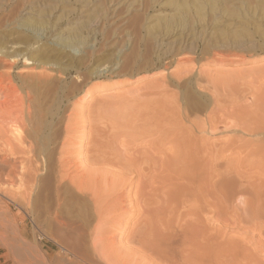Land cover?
Listing matches in <instances>:
<instances>
[{
	"label": "rangeland",
	"instance_id": "rangeland-1",
	"mask_svg": "<svg viewBox=\"0 0 264 264\" xmlns=\"http://www.w3.org/2000/svg\"><path fill=\"white\" fill-rule=\"evenodd\" d=\"M62 34L84 42L60 47ZM11 42L35 55L0 59L24 111L0 124V264L76 262L55 215L83 227L94 264L264 262L223 195L230 178L264 189V0H0V43ZM25 67L68 84L60 111ZM199 227L240 249L208 263Z\"/></svg>",
	"mask_w": 264,
	"mask_h": 264
},
{
	"label": "bare ground",
	"instance_id": "bare-ground-1",
	"mask_svg": "<svg viewBox=\"0 0 264 264\" xmlns=\"http://www.w3.org/2000/svg\"><path fill=\"white\" fill-rule=\"evenodd\" d=\"M44 20V19H43ZM46 21V20H45ZM47 22V21H46ZM23 27H27V28H30L32 30H35V31H38L40 29H42V27L45 25V22L42 21L41 19H39V21H36V19H24L23 21H21V23ZM28 37H37V36H33L32 34H27ZM67 36V35H66ZM31 39V38H30ZM84 39V38H83ZM33 40V39H32ZM58 43H59V46L60 47H66V46H76V45H79L81 44L82 42H84L82 40L81 37H78L77 34L76 35H71V36H67L65 37L63 34L62 35H59L58 36ZM28 42V41H27ZM26 42V43H27ZM4 44V43H3ZM3 44L0 43V59H3L5 60H12L13 59V62L15 63L16 60L18 59L19 56H22L21 59L24 60V63L25 65L27 64H31L29 63L28 61H30V57L31 56H34L33 53H29L28 54V47H31V43H28V44H25V45H18V46H15V44L13 42L11 43H8L7 45V50H6V46H4ZM7 44V43H6ZM31 45V46H30ZM33 47V46H32ZM30 49V48H29ZM32 49V48H31ZM63 48H61L59 51L60 53H64V50H62ZM6 50V51H5ZM27 51V52H25ZM30 51V50H29ZM41 53V52H40ZM28 55V56H25V55ZM65 54V53H64ZM63 54V57L65 56ZM42 55V53H41ZM30 56V57H29ZM39 56V55H38ZM40 57H43L40 56ZM34 58V57H33ZM43 59V58H42ZM9 62V61H8ZM7 62V63H8ZM12 62V63H13ZM28 62V63H27ZM44 62V65L47 64L49 61H43ZM42 62H41V65H42ZM6 64V63H4ZM9 65L11 67L14 66V64H10L9 62ZM53 65V63H52ZM50 65V67L52 66ZM59 65V64H57ZM44 67V66H43ZM54 67V66H53ZM66 67V66H65ZM64 67V68H65ZM41 69V68H40ZM39 69V70H40ZM47 69L48 68H42V70L40 71H36L35 72V69L34 67H25V69H21L22 72H23V75L26 73L27 74V78L30 77L31 79L35 80V87H40V88H47L48 87V91L46 89V92H48V94H50L51 96H53V99H52V102H53V107L57 108L58 111H60L62 109L61 107V96L60 95L68 86V84L65 86V83H62V82H59L57 85L54 84L53 80L48 77L49 75L46 74L47 72ZM52 70V69H51ZM20 72V71H19ZM67 72V71H66ZM65 72V73H66ZM20 74V73H19ZM20 76V75H19ZM1 77V76H0ZM22 79V77H21ZM1 83H0V124H2V128H8L7 126H11V124H14V122H17L20 120V117H18L17 115V118L15 117L16 115L15 114H23V98L22 96L18 95V87L15 83V78L12 77L10 74L7 75V78L6 79H3L1 78ZM17 80V79H16ZM26 80V79H25ZM28 80V79H27ZM55 80V79H54ZM62 81V80H61ZM23 82V81H22ZM28 82V81H26ZM68 83V82H67ZM33 84V83H32ZM31 88V87H30ZM29 88V89H30ZM28 89V90H29ZM39 90V89H38ZM36 91V89H35ZM61 92V93H60ZM20 94V93H19ZM27 94H30L29 92ZM31 95V94H30ZM19 97V99L17 98ZM21 97V98H20ZM30 97V96H29ZM60 98V99H59ZM59 99V100H57ZM58 101V103H57ZM26 107V106H25ZM24 107V108H25ZM29 108V107H27ZM30 111V110H29ZM28 111V112H29ZM62 112V111H61ZM60 112V113H61ZM20 114V115H21ZM19 115V116H20ZM60 115V114H59ZM24 116V115H21V117ZM16 119H15V118ZM24 118V117H23ZM22 118V119H23ZM28 118V117H27ZM16 124V123H15ZM23 125V124H22ZM1 126V125H0ZM21 126V124H20ZM25 126V125H24ZM23 126V127H24ZM13 127V126H12ZM22 130V129H21ZM6 131V130H4ZM18 133H19V130H18ZM14 134V133H13ZM1 135V134H0ZM20 135V133H19ZM13 137V136H12ZM21 137V136H20ZM24 137V136H23ZM28 137V136H27ZM10 138V137H9ZM10 143V142H9ZM6 167V166H5ZM236 179L234 178H230L228 180L225 181V192H224V202H227L230 200L231 201H234L236 202V206H235V212H239L242 214L241 217H238L236 220L238 222H241V223H244L245 224V229L246 228H250L248 230V233L246 235V237L251 241L252 244H256L258 246L261 247L260 250H263L264 249V238H262V235L264 234V222L262 221V219L260 218V215L263 213L264 214V189L262 188H259V187H255V186H248V184L246 183H241L240 181L238 183L235 182ZM260 180V179H259ZM68 182V181H67ZM239 186V187H238ZM260 186V185H259ZM183 189V188H182ZM250 191H251V194H250ZM222 192V191H221ZM223 193V192H222ZM221 193V194H222ZM195 196V195H194ZM36 199V198H35ZM37 200V199H36ZM178 201V200H177ZM36 202V201H35ZM203 209V208H202ZM200 209V210H202ZM199 208L197 210H195V213L199 212L200 211ZM204 210V209H203ZM203 212V211H202ZM201 213V211H200ZM198 214V213H197ZM243 214H245V216H243ZM92 215V214H91ZM263 216V215H262ZM59 216L58 215H55L54 217V227H55V234L58 236V244L61 248L63 249H66L67 251H71L74 256L76 257V262H73V264H94L95 261H93V259H91L89 257V255L87 254V252H85L86 250L83 248L82 246V240H81V232H83V227H77L76 229H71L72 225H69L71 228H67L65 227L67 224V222L65 221H61L62 219H59L58 218ZM263 218V217H262ZM258 222H257V221ZM254 221V223L252 222ZM250 225H249V224ZM68 226V225H67ZM119 226V225H118ZM199 226V225H198ZM182 227V226H181ZM200 228V227H199ZM184 228L180 229V230H183ZM196 229V228H195ZM194 229V230H195ZM198 229V228H197ZM200 229H202L199 233L201 234V238L199 240V238L196 240H199V241H196L195 238L194 239V244L196 246V248H200L201 252L205 251V253H207V255H205V253L202 254L206 257L208 256V254H212L211 252H214L213 254H215L216 250H221V251H229V249L231 250H234L233 253H236L235 251L239 250L240 247L239 245H233V244H230L228 243L227 246L225 244L224 241H221L220 238L221 236L218 235V233H214L210 230H208L207 228L205 227H201ZM177 230V229H176ZM175 230V231H176ZM185 230V229H184ZM172 231V230H171ZM179 231V229H178ZM185 234H186V230L183 231ZM103 230H102V225L99 227V230H98V237L95 238L96 242H95V245L96 247L98 246L99 243H102L103 241ZM172 233V232H171ZM173 233L174 230H173ZM172 233V234H173ZM180 235L179 233H175V235L177 236ZM194 234V233H193ZM184 235V234H183ZM183 235H180L183 236ZM171 237L173 235H170ZM185 237H187V234L184 235ZM195 237L196 234L194 235ZM193 236V237H194ZM170 237V239H172ZM174 237V236H173ZM200 237V236H199ZM53 238V237H52ZM177 239V237H174ZM179 238V237H178ZM262 238V239H261ZM69 239V240H68ZM176 239L174 241H176ZM182 239H184V237H182ZM181 239V240H182ZM192 240V238H190ZM180 240V241H181ZM179 241V240H178ZM184 241V240H183ZM172 245V244H171ZM255 245V246H256ZM155 246V245H154ZM254 246V247H255ZM33 247V246H32ZM171 247V249H173L174 247L173 246H169ZM243 247V246H242ZM251 247V245H250ZM249 246L244 248L246 250H249L250 249V253L252 251H255L258 255V251H256V249L258 248H254L255 250H251ZM34 248V247H33ZM154 250H152L154 252V254L158 255V257H167L166 255L169 254L170 251L169 248L168 250L166 251V248L164 253L163 251L161 252L157 247H153ZM243 249V250H244ZM253 249V248H252ZM85 250V251H84ZM199 250V249H197ZM210 250V251H209ZM64 251V250H63ZM68 251V252H69ZM210 252V253H208ZM218 252V251H217ZM240 252V251H239ZM70 253V252H69ZM200 252H198L199 254ZM230 253V252H229ZM38 255V254H37ZM203 255H199L201 257H203ZM231 255V253H230ZM251 255V254H250ZM261 255V254H260ZM42 256V255H41ZM99 256V255H98ZM210 256V255H209ZM74 257V258H75ZM101 257V256H100ZM211 258L213 257L214 258V255L213 256H210ZM67 258V257H66ZM105 258V257H104ZM209 258V257H208ZM207 257L204 258L205 261H207L209 263V260ZM218 258V257H217ZM251 258L254 260V255L251 256ZM59 259V258H58ZM210 259V258H209ZM216 259V256L215 258L213 259L214 261ZM43 260L45 261V264H72V262L70 263L69 261H57V259H51V260H47L45 257H43ZM202 260V259H201ZM211 260V259H210ZM218 260H220L218 258ZM204 261V260H202ZM221 261V260H220ZM68 262V263H67ZM189 262V261H188ZM212 262V261H211ZM210 262V263H211ZM261 262V261H260ZM104 263H107L104 262ZM264 262L262 261L261 264H263ZM95 264H102V262L100 263H95ZM114 264V263H113ZM222 264V263H221Z\"/></svg>",
	"mask_w": 264,
	"mask_h": 264
}]
</instances>
